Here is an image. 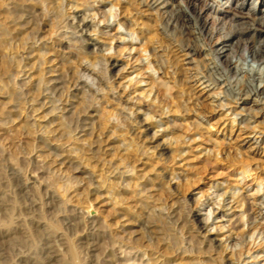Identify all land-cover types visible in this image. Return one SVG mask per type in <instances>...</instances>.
Returning a JSON list of instances; mask_svg holds the SVG:
<instances>
[{"label": "clouds", "instance_id": "1", "mask_svg": "<svg viewBox=\"0 0 264 264\" xmlns=\"http://www.w3.org/2000/svg\"><path fill=\"white\" fill-rule=\"evenodd\" d=\"M0 264H264L262 0H0Z\"/></svg>", "mask_w": 264, "mask_h": 264}, {"label": "rangeland", "instance_id": "2", "mask_svg": "<svg viewBox=\"0 0 264 264\" xmlns=\"http://www.w3.org/2000/svg\"><path fill=\"white\" fill-rule=\"evenodd\" d=\"M262 7H264V0H262ZM216 128H217V133H215L214 136H216L217 134L219 137H224L225 135H231L234 142L244 143V137H242L238 132L232 133L230 129L224 127L222 122L217 123ZM252 155L257 156V153H252ZM194 165L197 168H205V165L201 160H195Z\"/></svg>", "mask_w": 264, "mask_h": 264}]
</instances>
